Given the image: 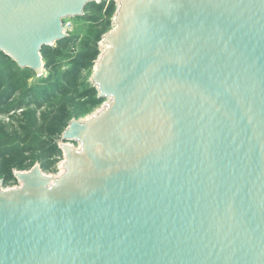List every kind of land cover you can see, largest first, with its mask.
<instances>
[{"label": "water", "instance_id": "1", "mask_svg": "<svg viewBox=\"0 0 264 264\" xmlns=\"http://www.w3.org/2000/svg\"><path fill=\"white\" fill-rule=\"evenodd\" d=\"M102 1L0 0V53L43 76ZM116 3L63 172L0 180V264H264V0Z\"/></svg>", "mask_w": 264, "mask_h": 264}, {"label": "trees", "instance_id": "2", "mask_svg": "<svg viewBox=\"0 0 264 264\" xmlns=\"http://www.w3.org/2000/svg\"><path fill=\"white\" fill-rule=\"evenodd\" d=\"M117 9L115 0H104L100 4L93 3L86 7L83 19L95 22L92 25L94 28L95 24L102 28L81 41V49L71 59L67 71H61L59 62L68 55L65 52L73 43L71 37L58 42L54 47H44L42 55L50 78L38 87L29 86V80L37 75L33 70L21 69L10 57L0 53V113L7 112L4 107L18 96L21 100L15 108L22 107L25 100L27 104L32 102L41 108L46 101L56 99L59 94L63 98L42 127L39 138L34 136L30 125L23 126L25 138H21L18 132L10 133L5 126L0 125V180L5 181V187L19 184L15 173L29 171L37 162L41 163L44 172H56L54 167L63 157L57 140L61 139L70 121L84 117L105 103L104 99L99 98L97 88L83 80V73L95 67L102 53L99 43L112 28V19ZM90 11L96 12L97 17L86 14ZM28 118L33 120L31 115Z\"/></svg>", "mask_w": 264, "mask_h": 264}, {"label": "rangeland", "instance_id": "3", "mask_svg": "<svg viewBox=\"0 0 264 264\" xmlns=\"http://www.w3.org/2000/svg\"><path fill=\"white\" fill-rule=\"evenodd\" d=\"M116 1V0H115ZM89 16H94L97 17L96 12L90 11L87 12ZM82 18H77V19H69L67 20V24H69V29L66 31V34L69 35L68 37H71V40L73 43L66 49L65 54H68L66 57L60 60V65H61V71H67L70 68V61L73 57H75L80 49H81V41L87 37L94 35L98 30L102 28V26L95 24V28L93 25V21L91 20H85ZM114 21V18L112 19ZM114 28V25L112 28L109 30L111 32ZM108 32V33H109ZM107 34V33H106ZM102 42V41H101ZM101 42L99 43L101 51H102V46ZM96 67V65H95ZM95 67L91 71H87L83 73V80L90 82L94 73H95ZM43 76H38L33 77L32 79L29 80V86L30 87H38L41 84H43L46 81H49L47 79L50 78V73L48 71L43 72ZM54 80V79H53ZM55 81V80H54ZM21 100V98L16 97L15 99H12L5 107L4 110L7 112H1L0 113V125L5 126L7 130L15 134L18 132L21 136V138L26 137V132L23 129V126H28L30 125L32 132L36 138L40 137V132L43 126L46 125L47 121L51 118L52 113L56 110L57 107L61 104L63 101V98L61 97V94L58 95L56 99L53 100H48L44 103L43 107L38 108L34 103L27 104V100L24 101V104L20 108H15L17 107V103ZM104 105V104H103ZM103 105L96 110L86 114L84 117L80 119H88L95 115ZM71 110H73V106L70 105ZM28 115L33 117L32 119L28 118ZM77 120V119H73ZM79 120V119H78ZM58 145H61V139L57 140ZM76 146V145H75ZM65 158L64 155L63 157H60V160H58V163L55 165L54 168H56V172H44L45 174L49 176H57L59 175L62 171L60 170V166L64 162ZM40 162H37L35 165H40ZM20 184H13V185H8L5 187V189H13V188H18Z\"/></svg>", "mask_w": 264, "mask_h": 264}, {"label": "built area", "instance_id": "4", "mask_svg": "<svg viewBox=\"0 0 264 264\" xmlns=\"http://www.w3.org/2000/svg\"><path fill=\"white\" fill-rule=\"evenodd\" d=\"M68 29H69V24L66 23V24H65V32H66ZM64 161H65V160H64ZM63 165H64V162H63L62 165L60 166V170H61L62 172H63V168H64ZM62 172H61V173H62ZM61 173H60V174H61ZM60 174H59V175H60Z\"/></svg>", "mask_w": 264, "mask_h": 264}]
</instances>
